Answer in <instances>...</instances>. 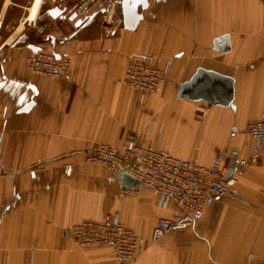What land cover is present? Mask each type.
<instances>
[{"label":"crops","instance_id":"0c3cea01","mask_svg":"<svg viewBox=\"0 0 264 264\" xmlns=\"http://www.w3.org/2000/svg\"><path fill=\"white\" fill-rule=\"evenodd\" d=\"M33 1L0 0V264H118L107 248L75 245L66 229L117 214L148 241L157 219L179 209L174 200L159 207L145 184L120 187L85 150L119 146L134 133L202 164L224 148L248 156L246 124L264 110V0H149L133 30L122 26L120 0H103L86 16L74 14L76 0H42L29 21ZM225 34L230 49L222 53L213 40ZM33 51L68 57V76L30 73L24 59ZM146 54L171 57L172 66L161 91L139 104L122 79L129 61ZM198 67L234 78L229 106L202 115L206 103L176 96ZM262 148L230 195L130 264H264Z\"/></svg>","mask_w":264,"mask_h":264},{"label":"built area","instance_id":"2783aa9c","mask_svg":"<svg viewBox=\"0 0 264 264\" xmlns=\"http://www.w3.org/2000/svg\"><path fill=\"white\" fill-rule=\"evenodd\" d=\"M103 0H80L73 9L76 16L88 15ZM149 1V0H148ZM26 69L33 75L47 78L68 76L70 60L51 52L33 51L24 59ZM172 58L146 54L129 61L122 82L135 94L141 104L145 98L158 93L169 78ZM211 105L199 107L204 115ZM246 133L252 140L248 156L243 157L235 147L224 148L209 164L197 158L183 159L169 151L139 140L129 134L119 145L98 143L84 153L89 163L102 164L116 183L123 187V173L133 177L157 192V204L166 208L174 200L178 212L170 218L160 217L147 241L124 225L117 214H107L99 220H83L66 229L67 236L81 248H107L118 264H130L148 244L171 231L183 230L200 219L204 210L222 201L232 193L239 176L250 165L260 161L264 144V110L259 118L246 124ZM134 191V187L128 188Z\"/></svg>","mask_w":264,"mask_h":264},{"label":"water","instance_id":"95a60500","mask_svg":"<svg viewBox=\"0 0 264 264\" xmlns=\"http://www.w3.org/2000/svg\"><path fill=\"white\" fill-rule=\"evenodd\" d=\"M148 5V0H120L123 28L135 29L143 17L141 10L146 9ZM61 12L62 10L57 6L49 10L52 17H57ZM213 46L216 50L226 53L230 49L228 35L215 37ZM176 96L180 99L227 107L234 99V78L214 70L198 67L189 79L178 84ZM121 179L123 186L128 183L142 184L125 173L122 174Z\"/></svg>","mask_w":264,"mask_h":264},{"label":"bare ground","instance_id":"6f19581e","mask_svg":"<svg viewBox=\"0 0 264 264\" xmlns=\"http://www.w3.org/2000/svg\"><path fill=\"white\" fill-rule=\"evenodd\" d=\"M42 0H34L31 7L29 8V15H28V20L33 21L36 17L37 10L41 4Z\"/></svg>","mask_w":264,"mask_h":264},{"label":"rangeland","instance_id":"374dc122","mask_svg":"<svg viewBox=\"0 0 264 264\" xmlns=\"http://www.w3.org/2000/svg\"><path fill=\"white\" fill-rule=\"evenodd\" d=\"M79 1H80V0H76V4H77ZM27 17H28V16H27ZM27 17H26V18H27ZM20 25H21V23H20ZM20 25H19V26H20ZM162 117H163L162 114L159 113L158 116L156 117V118H157V122L160 121V119H161ZM163 126H164V122H162V123L160 124V132L162 131V127H163Z\"/></svg>","mask_w":264,"mask_h":264}]
</instances>
